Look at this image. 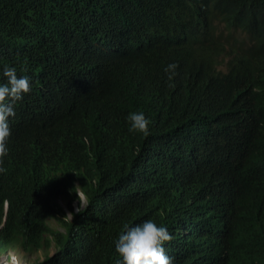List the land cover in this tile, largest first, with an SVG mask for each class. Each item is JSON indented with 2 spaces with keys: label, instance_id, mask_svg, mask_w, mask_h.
Here are the masks:
<instances>
[{
  "label": "trees",
  "instance_id": "obj_1",
  "mask_svg": "<svg viewBox=\"0 0 264 264\" xmlns=\"http://www.w3.org/2000/svg\"><path fill=\"white\" fill-rule=\"evenodd\" d=\"M5 65L31 89L0 254L117 264L123 225L151 218L174 264H264V0H0V83ZM141 110L147 134L125 120Z\"/></svg>",
  "mask_w": 264,
  "mask_h": 264
},
{
  "label": "clouds",
  "instance_id": "obj_2",
  "mask_svg": "<svg viewBox=\"0 0 264 264\" xmlns=\"http://www.w3.org/2000/svg\"><path fill=\"white\" fill-rule=\"evenodd\" d=\"M220 28L215 25L216 30ZM176 67L175 63H169L165 67L170 81L175 75ZM2 75L6 79L0 83V164L9 152L7 140L10 135L9 118L15 115L13 105L31 89L30 78L27 75L17 76L14 66L5 65ZM258 77L259 75L255 76ZM125 120L128 122L129 131L135 130L143 134H147L151 124L142 110L129 112ZM3 170L0 167V172ZM81 198L83 199L82 196ZM171 239L168 229L151 218L132 225L125 223L114 241L115 252L119 256L117 264H174L173 258L166 255L164 250L165 243ZM7 259L5 258V264H8Z\"/></svg>",
  "mask_w": 264,
  "mask_h": 264
},
{
  "label": "rangeland",
  "instance_id": "obj_3",
  "mask_svg": "<svg viewBox=\"0 0 264 264\" xmlns=\"http://www.w3.org/2000/svg\"><path fill=\"white\" fill-rule=\"evenodd\" d=\"M58 204L63 209V211H64V213L66 215V219L67 220L71 219V213L68 210L66 204L63 201H59ZM83 206H84V200L82 198H81V200L79 202H74L72 204L74 212H77ZM49 225L52 228L62 229L61 225L59 224V222L54 220V219L49 220ZM50 251L52 252V250H50ZM9 254L10 255H9L8 259L5 256V254L4 255L0 254L1 263L6 258L8 264H34L36 261H39V260H41L44 257V252L43 251L34 252L32 255H26L24 253L15 254L13 252H10Z\"/></svg>",
  "mask_w": 264,
  "mask_h": 264
},
{
  "label": "bare ground",
  "instance_id": "obj_4",
  "mask_svg": "<svg viewBox=\"0 0 264 264\" xmlns=\"http://www.w3.org/2000/svg\"><path fill=\"white\" fill-rule=\"evenodd\" d=\"M3 262H4V264H5V263H6V260L4 259ZM3 262H2V264H3ZM0 264H1V261H0Z\"/></svg>",
  "mask_w": 264,
  "mask_h": 264
}]
</instances>
